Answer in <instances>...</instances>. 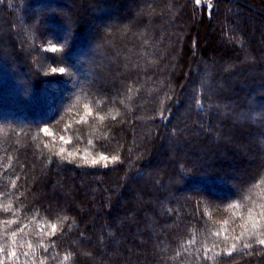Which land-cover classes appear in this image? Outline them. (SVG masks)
<instances>
[{
  "label": "trees",
  "instance_id": "1",
  "mask_svg": "<svg viewBox=\"0 0 264 264\" xmlns=\"http://www.w3.org/2000/svg\"><path fill=\"white\" fill-rule=\"evenodd\" d=\"M262 213L264 0H0L3 264H264Z\"/></svg>",
  "mask_w": 264,
  "mask_h": 264
},
{
  "label": "snow or ice",
  "instance_id": "2",
  "mask_svg": "<svg viewBox=\"0 0 264 264\" xmlns=\"http://www.w3.org/2000/svg\"><path fill=\"white\" fill-rule=\"evenodd\" d=\"M196 2L199 3L200 0H196ZM208 6L211 7V4H209ZM52 51H53V52H56V51H58V50H57L56 48H53ZM51 71H52L53 73H55V72H57V71H59L60 73H65L66 69H65L64 67H60V68H58V69H57V68H52ZM103 119H104V117H101V120H103ZM41 131H42L45 135H47V136H51V135H52V132H51L48 128H43ZM60 140H61V141H64L65 143H68V142H69V141H65L64 136H60ZM64 152H65V149H64V148H61V149L59 150V153H58V154H63ZM74 155H75L74 153L69 152V153H68V157H65V158L74 157ZM85 159H86V158H85ZM116 159H118V157H115V156L112 157V160H113V161L116 160ZM107 160H108V157L101 155V156L99 157V160H97V159H92V160L90 161V163L93 164V165H95V164L99 163L100 161H107ZM262 215H264V213H262ZM253 227L255 228L256 225H253ZM21 231H23V229H21ZM55 232H56V224H53V225H52V232L49 233V235H54ZM42 234H43V233H42ZM13 235L15 236V233H13ZM242 235H243V234H242ZM194 242H195V241L193 240V241H190L189 243H194ZM258 242H259L260 244H264V239H261V240H259ZM247 246H248V245H246V247H247ZM28 247H29V248L32 247L31 243H29ZM234 247H235V245H233V248H234ZM2 251H3V249L0 248V252H2ZM45 251H47V249H45ZM230 254H231V253L229 252V255H230ZM23 255L27 256L28 253H27V252H24ZM177 255H179V253H177ZM10 256H11V257H16V256H17L16 251L13 250V251L10 253ZM53 258L55 259V257H53ZM69 258H70V254L66 255V256L64 257V260H68ZM0 264H3V261H2V260H0Z\"/></svg>",
  "mask_w": 264,
  "mask_h": 264
},
{
  "label": "rangeland",
  "instance_id": "3",
  "mask_svg": "<svg viewBox=\"0 0 264 264\" xmlns=\"http://www.w3.org/2000/svg\"><path fill=\"white\" fill-rule=\"evenodd\" d=\"M104 162V164H109L110 162L107 160V161H103Z\"/></svg>",
  "mask_w": 264,
  "mask_h": 264
}]
</instances>
